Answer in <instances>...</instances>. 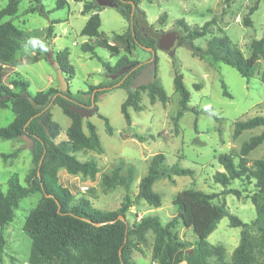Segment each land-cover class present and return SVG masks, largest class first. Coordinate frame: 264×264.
Here are the masks:
<instances>
[{
	"label": "rangeland",
	"instance_id": "obj_1",
	"mask_svg": "<svg viewBox=\"0 0 264 264\" xmlns=\"http://www.w3.org/2000/svg\"><path fill=\"white\" fill-rule=\"evenodd\" d=\"M8 1L0 0V9ZM65 1L67 5L56 9L57 0H39L45 11L50 12L46 18L38 13H29V9L35 5L34 0H18L16 15L0 22L11 21L29 39V44L19 49L3 70V85L10 86V81L17 72L28 84L30 94L51 87L59 89L53 56L63 49H68V60L74 68V77L68 88L77 98L82 97L77 93L87 92L89 85H108L126 71L124 69L117 74H107L96 58L80 51V45L85 41L97 45L96 55L111 66L121 56H127L131 61L144 64L140 75L153 67L149 51L139 47H133L130 53L110 50L109 40L112 35L123 33L127 26L115 9V0H92L102 6L99 12L101 35L98 39L80 36L87 20V16L81 14L83 3ZM254 6L256 9L249 14ZM139 8L144 16L137 14L136 21L144 36L155 39V80L164 88L168 101L165 105L159 102L150 104L146 90L139 89L134 81L132 91L138 90L140 105L144 109L141 112L128 110L132 122L131 127L127 128L120 113V105L126 99L125 91L114 86L112 90L101 95L96 102V111H80L79 114L85 133L86 122L89 121L95 126L103 152L97 154L86 151L75 154L81 161L93 159L99 172L90 179L80 174H68L61 168L57 171L58 184L69 192L72 205L85 199L93 209L100 212H117L127 194L132 205L124 212V218L129 227L145 216L157 217L165 225L176 215L172 206L173 199L185 189L218 194L216 200H224L227 213L249 225L248 231L253 244L252 264H264V246H259L260 232L251 226L256 218V208L251 201L257 194L255 180L242 178L230 183L227 189L238 191L239 197L233 194L222 195L223 188L213 182V175L224 171L217 162V157L229 154L237 165L241 158V145L263 132L262 127H257L242 131L237 138H233L236 122L256 116L264 118V59L258 61L253 76L245 80L229 66L210 64L187 49L189 42L204 49L211 38L226 36L231 45L244 58H248L252 40L264 39V0H139ZM246 18L249 20L248 25L244 22ZM54 19L62 22L56 24L51 37H47L49 21ZM179 21L184 22L186 27ZM207 21H211L210 33L191 40V31L200 28ZM169 35L174 36L173 47L165 50L164 45ZM176 67L190 94L189 107L196 111V114H183L177 122V133L172 122L179 110V96L174 91L172 82ZM222 84L227 96L223 95ZM50 113L52 120L60 127L59 137L55 141L65 140V131L70 120L56 105L50 106ZM97 114L108 118L113 129L111 136L105 133L103 121ZM13 119L10 108L0 109V128L8 126ZM133 134L143 137L144 141L138 142ZM31 148L32 143L25 137L0 139L2 192L6 191L7 184L13 177H16L20 185H24V179L32 168ZM14 152L13 157L6 160L1 158V154L9 155ZM156 154L164 155L168 167L176 165L190 169L193 175L158 179L153 190L161 196V204L158 208H153L137 198V188L140 179L147 172L149 161ZM257 160H264V139L244 157L247 169L253 171V163ZM128 166L134 170L133 181L128 190L119 185L110 189L102 186L103 175L109 174L114 167H119L120 173L124 175ZM216 200L213 201L214 204H217ZM40 202L39 192L22 199L14 210L13 220L0 229L4 241L0 264H29L31 242L23 232V226L29 213ZM259 202H262L261 198ZM240 231L241 228L230 227L228 217H223L217 223L215 230L207 238L213 249L208 259L210 264H233V251L239 244ZM174 234L188 249L195 246L194 233L191 229L184 228L180 222L176 224ZM145 239L143 244L132 240L133 246L129 253L132 264H158L152 258L154 236L147 232Z\"/></svg>",
	"mask_w": 264,
	"mask_h": 264
},
{
	"label": "trees",
	"instance_id": "obj_2",
	"mask_svg": "<svg viewBox=\"0 0 264 264\" xmlns=\"http://www.w3.org/2000/svg\"><path fill=\"white\" fill-rule=\"evenodd\" d=\"M82 2V15L88 18L80 31V36L88 39H98L101 35L99 12L101 7L92 0H73ZM35 5L29 13H38L47 18L49 11H45L39 0H34ZM67 5L65 0H57L56 9ZM256 6V5H255ZM249 10L251 14L256 7ZM18 0H9L6 6L0 9V22L5 18H12L17 13ZM115 9L126 22V29L121 34H113L109 42L118 53H130L133 47L149 51L152 64L157 63L155 55V39L144 36L139 30L136 21L137 14L144 16L139 8V0H115ZM50 20L46 36L51 37L53 27L60 23ZM186 27L185 23L179 21ZM249 24V20H244ZM211 21L205 22L200 28L194 29L189 34L191 40L202 38L210 33ZM29 44L27 35L16 28L11 21L0 24V109L10 108L14 115L13 121L6 127L0 128V139L13 140L25 137L32 143L31 164L32 168L20 185L16 177L9 180L5 192L0 190V229L10 223L14 217V210L18 203L28 195L39 192L41 202L27 216L23 232L31 242L29 264H132L129 260L132 240L138 244L145 242V235L151 232L154 236L152 258L158 264H210L208 259L212 255V247L207 242L208 236L215 230L217 223L228 217L230 227L241 228L240 241L233 251V264H252L253 244L249 234V225L240 221L236 216L230 215L225 209L223 199L216 200L219 196L215 193H205L195 189H185L178 193L172 201L176 212L165 225L157 217L145 216L138 223L129 227L124 218V212L132 203L126 194L124 201L117 212H100L93 209L87 200L80 199L77 204H71V195L58 184L57 171L63 168L68 174H80L93 179L99 172L93 159L81 161L75 154L92 151L97 154L103 152L95 126L86 122V133L82 127V119L78 111L97 110L98 98L112 90L114 86L126 93V99L120 105L126 127H131L129 109L134 112L143 111L140 105L141 97L138 90L132 91L135 79L144 69V64L131 61L127 56H121L114 65H109L104 59L97 56V45L88 41L80 45V51L90 54L101 63L107 74H117L126 69L121 76L108 85H89L85 93H77L81 98L74 96L68 88L66 93L59 89L48 88L44 91L30 94L28 84L19 73H14V78L9 85H3V70L10 64L14 54L23 46ZM264 39L252 40L250 55L244 58L241 52L231 45L226 36L213 37L207 41L205 48L195 46L189 42L187 49L201 60L210 64H224L232 68L237 74L248 80L253 76L258 61L264 59ZM69 51L63 49L53 56V63L59 69L66 81L74 77V68L68 60ZM173 88L178 94V107L172 119L173 128L177 133V122L185 112H193L189 107V91L186 89L182 75L177 67L174 69ZM147 92L150 104L159 102L165 105L168 97L158 80L140 86L139 89ZM223 95L227 96L222 84ZM58 106L63 115L70 120V125L65 131V140L56 142L59 137L60 127L52 120L50 106ZM103 121L105 133L113 134V129L107 117L97 114ZM262 127L263 132L251 137L240 148L241 158L236 165L229 154H221L217 162L222 166L223 172L213 175V182L223 188L222 195L233 194L240 196L238 191L227 189L234 180L254 179L257 194L251 198L256 208V218L251 226L260 232L259 246H264V160L253 163V171L245 166L244 157L259 146L264 139V118L253 117L246 121H238L234 125L233 138H237L242 131ZM138 142H143V137L133 134ZM12 154H1L3 160L13 157ZM134 170L128 166L125 174L120 173L119 167H114L109 174L102 176V186L105 189L122 186L128 190L133 181ZM190 169L179 168L176 165L168 167L163 154L154 155L149 161L146 174L140 179L137 188V198L142 199L148 206L158 208L161 196L153 190L154 183L160 178L170 179L172 176H192ZM259 198L262 202H259ZM216 200L217 204L213 201ZM123 216L124 221L118 220ZM180 222L186 229H191L196 237L195 246L188 249L174 234L176 224ZM3 238L0 235V261L3 251Z\"/></svg>",
	"mask_w": 264,
	"mask_h": 264
},
{
	"label": "water",
	"instance_id": "obj_3",
	"mask_svg": "<svg viewBox=\"0 0 264 264\" xmlns=\"http://www.w3.org/2000/svg\"><path fill=\"white\" fill-rule=\"evenodd\" d=\"M168 40L167 42L165 43L164 45V49L165 50H169L173 47V40H174V36L173 35H169L167 36ZM56 78H57V82H58V88H59V92L60 93H66L68 91V83L65 79V77L63 76V74L61 73V71L59 69L56 70ZM156 78V69L154 67V64H153V67H151L150 69H148L146 71L145 74L143 75H139L137 78H136V85L137 86H143L147 83H150V82H153ZM78 113H80V110L78 111ZM118 220L120 221H124V218L123 216H119L118 217Z\"/></svg>",
	"mask_w": 264,
	"mask_h": 264
},
{
	"label": "crops",
	"instance_id": "obj_4",
	"mask_svg": "<svg viewBox=\"0 0 264 264\" xmlns=\"http://www.w3.org/2000/svg\"><path fill=\"white\" fill-rule=\"evenodd\" d=\"M108 4H113V3H112V2H108ZM98 6H99V7H102L101 5H98ZM114 6H115V4H114ZM86 16H87V15H86ZM87 18H88V16H87ZM54 20H58V19H54ZM58 21H60V20H58ZM61 22H62V21H61ZM61 22H60V23H61ZM58 24H59V23H58ZM86 38H87V37H86ZM85 42H86V41H85ZM109 44H110V47H109L110 50H114L112 43L110 42ZM114 51H115V50H114ZM84 54H86V53H84ZM70 81H71V80H70ZM70 81H69V82H70ZM69 82H67L68 85H69ZM68 87H69V86H68ZM21 138H22V137H21ZM18 139H20V138H18Z\"/></svg>",
	"mask_w": 264,
	"mask_h": 264
},
{
	"label": "built area",
	"instance_id": "obj_5",
	"mask_svg": "<svg viewBox=\"0 0 264 264\" xmlns=\"http://www.w3.org/2000/svg\"><path fill=\"white\" fill-rule=\"evenodd\" d=\"M9 88L11 89L12 87H11V86H9Z\"/></svg>",
	"mask_w": 264,
	"mask_h": 264
}]
</instances>
